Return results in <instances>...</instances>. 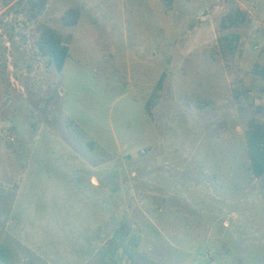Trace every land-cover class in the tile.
<instances>
[{"label":"rangeland","instance_id":"obj_1","mask_svg":"<svg viewBox=\"0 0 264 264\" xmlns=\"http://www.w3.org/2000/svg\"><path fill=\"white\" fill-rule=\"evenodd\" d=\"M28 1L0 0V264H264L243 133L263 84L240 74L255 105H238L220 52L239 35L234 69L263 63L264 0ZM44 23L71 36L62 72L37 49Z\"/></svg>","mask_w":264,"mask_h":264},{"label":"trees","instance_id":"obj_2","mask_svg":"<svg viewBox=\"0 0 264 264\" xmlns=\"http://www.w3.org/2000/svg\"><path fill=\"white\" fill-rule=\"evenodd\" d=\"M17 0H4L9 5ZM31 10L37 14H42L48 4V0H29ZM81 19V10L79 8H69L61 17L64 27H75ZM247 21V15L241 10L227 15L222 22L224 29H230ZM37 34V49L40 55L46 58L47 66L54 67L58 72H62L65 63L70 54V46L68 40L71 38L61 34L58 30L47 23L39 26ZM241 37L239 35L226 36L220 41V52L226 63V70L231 75L236 74V79L232 83V96L240 106H254L255 101L250 96V88L246 85L244 77H251L252 80L261 82V93H264V61L256 63L250 72L243 73L235 70V60L239 50ZM264 60V51H263ZM166 74H162L160 79L152 88L147 99L142 103L146 114L152 118L155 109L160 105L165 91ZM260 113H264V105L259 108ZM227 124L220 123L218 129L226 130ZM245 145L250 161V169L254 178L260 179L264 177V121L258 118H250L244 129Z\"/></svg>","mask_w":264,"mask_h":264}]
</instances>
